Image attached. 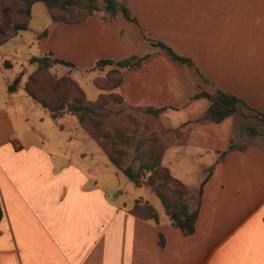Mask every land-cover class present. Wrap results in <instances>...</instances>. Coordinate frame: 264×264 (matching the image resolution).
Listing matches in <instances>:
<instances>
[{
  "label": "crops",
  "instance_id": "1",
  "mask_svg": "<svg viewBox=\"0 0 264 264\" xmlns=\"http://www.w3.org/2000/svg\"><path fill=\"white\" fill-rule=\"evenodd\" d=\"M35 1L26 27L0 44V264H264V139L246 135L237 113L192 122L209 102L195 93L215 87L264 116V0H114L130 17L96 9L75 21ZM32 56L87 101L106 91L93 79L114 67L96 60L139 58L117 67L113 90L124 105L162 107L160 120L185 131L159 163L189 187L202 181L192 232L74 114L26 91ZM82 79L97 90L87 96Z\"/></svg>",
  "mask_w": 264,
  "mask_h": 264
},
{
  "label": "trees",
  "instance_id": "2",
  "mask_svg": "<svg viewBox=\"0 0 264 264\" xmlns=\"http://www.w3.org/2000/svg\"><path fill=\"white\" fill-rule=\"evenodd\" d=\"M35 0H13L6 2L0 0V44L7 38L17 33L18 30L26 27L30 17V4ZM48 10L51 18L63 19L66 21L81 20L93 10L100 9L111 15L119 10L124 16H129V11L123 3L117 4L114 0H41ZM11 3L14 6H11ZM160 46L179 61L190 62L187 58L177 55L165 45ZM54 61L69 63L68 61L53 58ZM139 58H124L112 60L108 58L98 59L95 66L113 63L114 67L106 70L103 76L94 78V83L106 90L101 91L92 101H87L80 86L69 76H53L48 71V61L45 56H32L30 61H35L37 66L28 75L25 81L26 91L43 106L50 110L57 111L66 108L74 114L80 125L94 137L100 147L106 153L108 159L117 166L134 184L143 181L159 198L165 210L169 213L170 221L180 228L183 233H190L193 230V223L196 216L201 183L189 187L181 180L170 174L167 167L159 163L163 149L170 142H180L185 136V131L179 128H169L171 138L167 143L160 144L151 141H123L126 140V133L119 130L117 125L112 124V129L107 125L110 121L106 116L107 107L103 108L110 98L121 102V96L114 92L113 87L119 78L117 67L131 66L138 62ZM195 95H202L208 99L207 107L192 120V122H218L225 116L239 111L240 106L249 108L243 100L236 95L215 87L212 91L199 90ZM153 116H157L162 107L145 106L140 107ZM102 109L103 112L99 110ZM106 116V119H105ZM264 124V116H259ZM123 129V128H122ZM113 130V131H112ZM134 144L137 152L146 157V161L140 164L146 173L140 177L139 172H133L130 166H120L121 156L124 149L120 143ZM133 211L143 215L155 217L149 205L133 206ZM2 208L0 205V217Z\"/></svg>",
  "mask_w": 264,
  "mask_h": 264
},
{
  "label": "rangeland",
  "instance_id": "3",
  "mask_svg": "<svg viewBox=\"0 0 264 264\" xmlns=\"http://www.w3.org/2000/svg\"><path fill=\"white\" fill-rule=\"evenodd\" d=\"M6 2H13V0H5ZM43 3L41 1H35L33 6H42ZM11 6H14L11 3ZM81 85L84 87L86 95H90V90H97L96 87L91 83L90 80L82 79ZM107 107L106 116L109 118V123L107 124L110 129H112V124L117 125L119 130H123V133H126L125 139L123 141H136V139H140L139 141H151L155 140L157 143H167L171 138L170 127L165 125L160 117L153 116L149 112H146L144 109L139 107L127 106L122 104L117 100H113L110 98L105 104H103V108ZM106 109V108H105ZM103 112L102 109L99 110ZM240 121L242 122L243 131L246 135L249 136H259L264 139V124L260 120L259 116L252 113L251 110L246 108L245 106H240L239 111L236 112ZM105 116V119H106ZM123 128V129H122ZM113 131V130H112ZM129 142L130 144L120 143V147L124 149V153L121 156L120 166H130L133 172H139L140 177L144 179L145 172L140 164L146 161V157L144 155H140L134 144ZM127 181V185L129 188L131 187V183L126 180V178H122ZM120 185L122 182H119ZM124 189V186L122 187Z\"/></svg>",
  "mask_w": 264,
  "mask_h": 264
}]
</instances>
